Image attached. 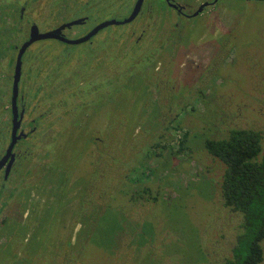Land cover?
Wrapping results in <instances>:
<instances>
[{
  "label": "rangeland",
  "instance_id": "1",
  "mask_svg": "<svg viewBox=\"0 0 264 264\" xmlns=\"http://www.w3.org/2000/svg\"><path fill=\"white\" fill-rule=\"evenodd\" d=\"M54 1L0 5L27 3L26 19L42 29L56 23ZM84 2L73 0L57 20L84 10L92 19L78 27L84 32L125 17L131 0ZM159 10L150 1L141 17L100 31L94 48L42 40L25 53V64L47 68L64 60L54 59V51L64 52L66 65L79 63L82 77L97 70L99 83L73 91L82 105L69 95L65 109L43 117L39 129L51 123L48 133L31 140V153L16 166L13 183L24 187L6 191L16 189L0 229V251L8 244L0 264H220L229 254L239 215L222 203L224 166L204 141L224 138L231 128H253L264 141V0H223L176 25L172 16L161 22ZM9 45L1 44L0 62ZM7 139L1 131V150ZM59 191L68 193L70 217L61 229L49 219L47 234L31 230L32 220L19 227L21 210L33 215L36 201H61ZM261 246L264 264V240Z\"/></svg>",
  "mask_w": 264,
  "mask_h": 264
},
{
  "label": "flooded vegetation",
  "instance_id": "2",
  "mask_svg": "<svg viewBox=\"0 0 264 264\" xmlns=\"http://www.w3.org/2000/svg\"><path fill=\"white\" fill-rule=\"evenodd\" d=\"M32 1L38 2L40 0ZM58 1L60 3V6L57 7V10L56 8L55 10H53V14L51 13L52 22L56 23L51 25L49 28L42 29L35 21H29L26 19V15L28 14L26 10L27 3L24 2V6L18 7L16 5H0V18L3 17V20H0V56L2 51L1 44L5 43L6 41L10 43V45L8 46V50L11 51V53L8 52V55L5 56L4 59L1 58L2 62H0V134L1 131L2 133L4 131V133L6 132L8 134V139L5 141L4 147L2 148V150L0 149V160L3 159L4 155L6 154V150L12 137V126L14 121L13 114H15L16 116L15 122L18 121V127L15 132L16 140L12 148V155L7 154L8 156L4 158L3 164L0 167V229H2L3 226L7 223V205L10 202L9 200H13V194L16 190L14 189L12 192H9V195H7L6 191L8 187H16L19 188L18 190H21V187H24H20L18 184H16V182L13 183V180L16 176L15 168L17 165L20 164L21 160L27 158V156H29V154L31 153V151L28 150V148H32L34 145H32L31 140L33 138H37L38 136L43 137L44 135H46V133H48L49 125L51 123H47L49 124L47 125L48 127L45 126L41 129L46 132H41L39 129V125L41 124V122H43V117H47L52 113H57L55 112V109L57 108L60 109L61 107L65 109L69 104L66 100L69 95H71L73 98L75 97V100H77L78 102L83 103L84 100H80V98L77 97V93L74 94L73 91H76L79 86H82L85 83H88L89 81L95 82V84L92 83L93 85H89L90 87L96 88V84L99 83L97 80L95 81V75L97 74V70L89 68L88 72L84 74L83 77L82 75H78L79 73L77 74V72L79 71V69L77 67L79 66V63L76 66H74V64L66 65L65 60L70 58V55H65L64 52L54 51L52 53V57L54 59L64 58V60L55 63H53L54 61H51V63L47 65V68L43 63H41L40 66H36L33 63L25 64V53L34 43L40 42L42 40L57 41L67 47H72L73 45L85 43L89 44L91 47L94 48L96 45V41L98 40V38L96 39V37L99 35L100 31L104 30L110 25L124 24L127 22L110 23L107 25H103L97 30L95 29L105 22L113 20L123 21L127 19L134 11L139 0H131L130 4L128 5L130 9L125 17L119 20L111 18L96 22L90 28L87 27L88 29L84 32L80 31L78 27L91 23L92 19L90 18V16L87 14H83L82 12L84 10H82L80 11L81 13H78L76 17L72 16L69 19H64L62 17V19L57 20V18H60L62 16V12L65 11L66 7L72 4L73 0ZM87 1L88 0H85L84 3H86ZM150 1H153L154 6H159V11L162 14V17H160L161 22H164L162 21V18L168 20V18L172 16L174 17V20H176V25L178 22L181 21H184L185 23L191 22L193 18L198 17L204 12H211L216 5L220 7L221 1L223 0H141L139 9L134 15V18L128 22L133 21L136 17H141L143 14V10L147 7ZM208 9H210V11H208ZM54 16L55 18H53ZM33 26L35 27V31L33 30ZM1 29H5V32L1 31ZM58 29L59 31L56 32V36L36 39L31 42L23 51L21 55V68L16 95V109L14 111L12 108L13 80L17 55L22 45L31 38L32 34H45ZM131 34L134 35L135 31H133ZM145 34L146 28L140 31V33L136 37V41H139ZM171 37L172 36H168V39ZM81 38L86 39L80 42H75L76 40H79ZM107 38L110 39L109 37ZM101 40L104 42L102 38ZM136 41H134V44L137 43ZM102 47V50H100L99 48L95 49L93 58H97L100 52L104 50V46ZM159 50H162V48H159ZM32 56H34V54H32L31 57ZM48 56H50L49 58L51 59V55L48 54ZM99 65L101 64L99 63ZM145 68L148 69L149 67L146 66ZM33 71L34 73L30 74V72ZM87 74L89 75L87 76ZM41 77H44V79L42 80ZM80 78L83 79V82L78 81ZM80 97L82 99L83 95L81 94ZM42 100L44 103L47 104V107L44 109V111H41L39 113L40 107H42V104L40 103ZM56 103H59L58 107L55 106ZM80 103L79 105H82V103ZM54 114L51 116H54ZM57 118L59 119V116H57ZM231 129H229L228 132ZM24 141H27L28 144L25 145ZM64 188L65 185L62 187V189ZM58 194H61L60 196H63L61 201L54 200V198L56 199L57 196L45 198L41 197V201H36V205L32 206L34 212L30 211V213H33V215L30 214L28 216L29 211L24 212V209L26 207L21 210V212L25 214L22 215V213L19 212L21 213V219H19V227H22L25 224L24 221L28 223L29 220H32L34 226L31 227V230H33L36 226V230L38 233L47 234L52 230L51 227L47 228L45 224L46 219H49L50 222H54L57 228L61 229L63 224L67 221V218H70L68 212H65V200L66 198H68V193L66 192L67 196L64 195L65 191H59ZM28 200L32 199H27V205ZM40 202L42 204H39ZM31 204L33 203L31 202ZM62 205L64 206V211L61 208H58ZM42 223L45 225L42 226ZM6 238L8 240V233ZM6 238L4 241H6ZM69 242L71 244V239ZM1 245H3V243H1L0 238V247ZM7 245L8 244L6 243L4 250L1 248L0 256L7 252Z\"/></svg>",
  "mask_w": 264,
  "mask_h": 264
},
{
  "label": "trees",
  "instance_id": "3",
  "mask_svg": "<svg viewBox=\"0 0 264 264\" xmlns=\"http://www.w3.org/2000/svg\"><path fill=\"white\" fill-rule=\"evenodd\" d=\"M206 152L223 166L222 203L239 215L229 254L220 264H259L264 240V141L258 130L232 128L224 138H207ZM146 189L142 188L141 192Z\"/></svg>",
  "mask_w": 264,
  "mask_h": 264
},
{
  "label": "water",
  "instance_id": "4",
  "mask_svg": "<svg viewBox=\"0 0 264 264\" xmlns=\"http://www.w3.org/2000/svg\"><path fill=\"white\" fill-rule=\"evenodd\" d=\"M140 2H141V0L138 1L134 11L131 13V15L127 19H125L123 21H115V20H113V21L105 22V23L99 25L95 30H97L98 28L102 27L103 25H107V24H110V23H124V22L130 21L131 19L134 18V15L138 11L139 6H140ZM33 30L35 31V27L34 26H33ZM57 31H59V29L55 30V31H51L50 33H45V34H39V33L38 34H36V33L32 34L31 38L22 45V47H21V49H20V51H19V53L17 55L16 65H15V74H14V80H13L12 108H13L14 111L16 109V95H17V88H18V80H19V76H20L21 55H22L23 51L34 40L39 39V38L54 37V36H56V32ZM85 39L86 38H81L79 40H76L75 42H80V41H83ZM15 119H16V116H15V114H13V120L14 121H13V126H12V137H11L10 143L8 145V148L6 150V154L4 155L3 159L0 160V167L3 164L4 158H6L8 156L7 154L10 155L12 153V148H13V146L15 144V140H16L15 132H16L17 127H18V125H17L18 121L15 122Z\"/></svg>",
  "mask_w": 264,
  "mask_h": 264
}]
</instances>
